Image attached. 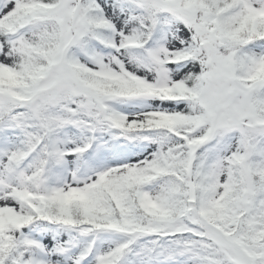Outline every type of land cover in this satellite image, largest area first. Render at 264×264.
<instances>
[{
    "label": "snow or ice",
    "instance_id": "obj_1",
    "mask_svg": "<svg viewBox=\"0 0 264 264\" xmlns=\"http://www.w3.org/2000/svg\"><path fill=\"white\" fill-rule=\"evenodd\" d=\"M0 264H264V0H0Z\"/></svg>",
    "mask_w": 264,
    "mask_h": 264
}]
</instances>
